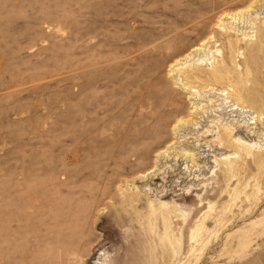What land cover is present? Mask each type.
I'll return each mask as SVG.
<instances>
[{
    "label": "rangeland",
    "instance_id": "1",
    "mask_svg": "<svg viewBox=\"0 0 264 264\" xmlns=\"http://www.w3.org/2000/svg\"><path fill=\"white\" fill-rule=\"evenodd\" d=\"M0 264H264V0H0Z\"/></svg>",
    "mask_w": 264,
    "mask_h": 264
},
{
    "label": "bare ground",
    "instance_id": "2",
    "mask_svg": "<svg viewBox=\"0 0 264 264\" xmlns=\"http://www.w3.org/2000/svg\"><path fill=\"white\" fill-rule=\"evenodd\" d=\"M248 8H251V7H248ZM238 14V13H237ZM237 14H235V15H233L231 18L232 19H235L236 18V16H237ZM222 26V25H221ZM223 28V27H222ZM246 36V35H245ZM214 37V36H213ZM212 36L211 37H206L205 39H203L202 40V42L198 45V46H196V47H194L188 54H186L182 59H179V60H176L172 65H170V71H169V76L170 77H172L173 79H175L177 82H178V84L181 82L180 81V79H179V77H177V72L179 71V70H181V69H188V70H190V71H194V69H195V67H198L197 65H199V63H200V61H202V60H194L196 57H199V56H201V55H204L205 53V50H206V48L208 47L207 45H209V43H212V41H213V38ZM212 39V40H211ZM243 39V38H242ZM215 40V39H214ZM250 40V39H249ZM207 53V52H206ZM200 66V65H199ZM210 67H211V65H210ZM216 67V66H215ZM180 73H181V71H179ZM221 70H216V69H214V67L212 66V70L210 71V72H208V73H206L207 74V77L208 78H211V79H217V78H222V75H221ZM194 73V72H193ZM174 75V76H173ZM189 76V75H188ZM184 77V76H183ZM196 77V79H199L200 80V78L198 77V75H196L195 76ZM207 77H205V78H207ZM185 78V77H184ZM183 78V79H184ZM194 78V77H193ZM207 78V79H208ZM198 80V81H199ZM221 80V79H220ZM186 81V80H185ZM185 89V88H184ZM224 96H225V94H224ZM226 99V98H225ZM191 104V108H190V113H188V114H190V116L191 115H197L198 113H199V108L202 106V105H199V106H197V105H195L194 103H190ZM202 109V108H201ZM206 110V109H205ZM206 111H204L203 113H205ZM178 113H180V112H178ZM181 116V115H180ZM191 121H193V119H191ZM185 122H187V121H184L183 122V119H179V121H177V123H176V125L173 127V130L174 129H178L179 127H180V125L181 124H183V123H185ZM222 132L223 133H225L226 134V136L227 137H230V135H232V130L228 127V126H225L224 127V129L222 128ZM221 143V142H220ZM229 143H231V144H233L234 145V148L235 149H237L238 151L239 150H245L246 151V153L247 154H249L250 153V150H251V148L253 147V145H247L246 143H244V142H241L239 139H229ZM183 150V149H182ZM234 150V149H233ZM178 151H181V149L180 150H178ZM164 153H169V151H168V147H167V149L164 151ZM187 156H189L188 158L191 160V162L193 163V159H192V157H193V155H188L187 154ZM142 250V249H141ZM146 251V250H145ZM137 253V252H136ZM136 253H132V255L133 256H135L136 258H135V261H139L140 259H138L137 258V256L139 255V254H136ZM141 253V252H140ZM131 259H133L132 257H131ZM144 259H145V257H144Z\"/></svg>",
    "mask_w": 264,
    "mask_h": 264
}]
</instances>
